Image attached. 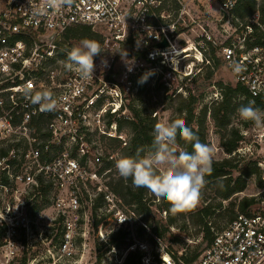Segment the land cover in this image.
Segmentation results:
<instances>
[{
    "label": "built area",
    "instance_id": "obj_1",
    "mask_svg": "<svg viewBox=\"0 0 264 264\" xmlns=\"http://www.w3.org/2000/svg\"><path fill=\"white\" fill-rule=\"evenodd\" d=\"M219 1L222 20L231 18L238 0H229L234 7H226V0ZM205 2L209 0H75L71 8L48 9L46 0H0V140L22 141L28 152L21 156L29 160L28 169L40 175L53 172L62 187L70 185V176L96 169L102 164L106 141L125 142L118 124L125 114L123 90L110 77L108 64H96L94 77L88 81L65 70L61 62L70 50L62 45L65 34L88 27L145 56L153 64L146 72L157 73L166 67L178 73L173 59L187 48L176 49L177 35L190 27L188 18L193 11L205 9ZM231 22L227 21L230 28L223 31L224 44L202 28L199 40L205 46L200 47L201 53L212 44L236 84L252 101L264 102V23L260 12L246 21H233L232 16ZM163 41L168 47L156 49ZM234 62L244 70L235 73ZM25 87L51 90L57 110L41 112L23 94ZM259 139L264 140V131ZM8 156L0 159L5 171L19 163L15 152ZM0 222L7 226L6 219ZM18 229L5 227L3 248L11 256ZM211 230V244L193 264H264V209L238 213L221 230ZM141 264L177 262L162 251L144 254Z\"/></svg>",
    "mask_w": 264,
    "mask_h": 264
},
{
    "label": "rangeland",
    "instance_id": "obj_2",
    "mask_svg": "<svg viewBox=\"0 0 264 264\" xmlns=\"http://www.w3.org/2000/svg\"><path fill=\"white\" fill-rule=\"evenodd\" d=\"M256 2L261 4L263 0ZM205 4V9L193 11L192 17L190 16L196 22L189 17L190 27L182 34H175L178 36L176 49L180 51L187 48L173 59V67L179 70L178 73L174 71L177 76L172 79L178 82L176 96L187 98L190 92L199 99L196 117L203 121L201 132L205 136V144L213 150V161L233 157L245 168L256 162L263 172L264 180V140L259 139L264 126L241 120L237 109L242 104L237 101L230 118V129H239L244 142L236 156H229L221 147L224 132L216 128L210 113L207 117L202 114L206 107L221 101L219 85L236 86V81L221 59L214 68L208 63L203 64L200 47L205 44L199 40L202 28L211 33L218 43H223V31L230 28L227 21L232 23V15L231 18L222 20L219 0H209ZM216 52L218 53V49ZM163 75L162 70L150 73L139 69L132 75L136 89L132 90L131 101L135 100L137 89L144 87L139 102L135 105L156 118L157 122L174 120L177 116L175 99L178 97L167 98L164 90L157 89V81ZM185 75L192 76L186 79ZM145 77L146 82L142 83L141 80ZM164 86L171 93L174 90L169 82ZM129 104L131 103L125 104V114L118 119L124 124L121 131L126 142L129 133L125 123L133 117L127 108ZM115 147L116 145L106 141L103 158L111 156L116 160L121 150ZM2 151H9V155L15 152L19 155V163H14L6 171L3 170L6 169L5 166H0V220L6 219L5 227L19 229L13 238L16 247L14 255L11 256L10 251L3 248L2 239L0 264H125L131 252L139 250L143 254H156L170 248L178 251L179 257L182 254L188 257L202 255L208 245L204 238V224L214 230L223 228L232 215L240 213L238 205L244 199L254 200L248 213L264 209V186L259 187L258 175L249 178L246 190L229 201H223L219 197V189H222L223 184L215 185L206 181L202 198L195 206L197 211L172 214L176 220L175 225L167 238L160 240L154 237L153 230L158 223L164 224L170 214H160L154 206L147 213L139 214L133 208L124 206L111 194L100 199L99 194L107 193L106 184L110 182V178L106 176L109 172L98 175L102 164L96 169L91 168L88 172L70 176V181L74 183L70 182V185L62 187L58 185L53 172L40 175L38 171L28 169L29 160H23L21 156L28 152L22 141L1 139L0 153ZM113 172L116 173L113 177H116V169ZM237 175L235 173L234 177ZM40 177L42 185L38 184ZM155 203L159 201L156 200ZM220 204L222 208L218 207ZM205 207H211L209 215L197 216V212ZM5 227L0 222V233L5 231ZM140 227L145 229L142 237L139 235ZM117 231L135 245L129 247L130 244L123 241L119 243V248L110 246V235Z\"/></svg>",
    "mask_w": 264,
    "mask_h": 264
},
{
    "label": "trees",
    "instance_id": "obj_3",
    "mask_svg": "<svg viewBox=\"0 0 264 264\" xmlns=\"http://www.w3.org/2000/svg\"><path fill=\"white\" fill-rule=\"evenodd\" d=\"M257 11L260 12L261 20L264 23V0L261 4H258L256 0H238L235 10L233 11V21L240 20L246 21L250 19ZM89 38L95 40L100 44L101 54L94 57V63L96 64H108L110 67V77L114 78L120 83L123 90V95L126 103H131L127 105V108L132 113V120L126 121L125 125L128 130L129 139L127 142H122L120 140L112 139L109 140L110 143L116 145L115 148L121 150V155H135L139 149H144V152L141 154H146L147 150L150 148L152 142V131L157 119L153 118L150 114L146 113L145 110L137 108L135 103L139 102V98L144 91V87H139L137 89V94L135 100L131 101L132 90L136 89L133 85V73L136 70L146 71L153 67V64L145 57L137 55L135 52L123 44L112 42L105 39L101 34L94 32L88 27H78L69 30L64 37L62 45L71 49V47L77 45L82 39ZM225 40V39H224ZM227 41H224L226 43ZM208 45V51L202 52L203 54V64L208 63L211 68L219 65L220 59L216 55V49L212 44ZM130 51L132 55H130ZM162 73L164 75L159 77L157 81V89L164 90L167 98H172L176 96L177 81H172L177 75L174 71L169 68L162 67ZM167 74V75H165ZM192 76V75H190ZM190 76L186 77L188 79ZM171 83L174 86L172 93L165 88L164 84ZM221 93V101L214 102L210 107H206L203 110V116L207 117L210 113V117L214 122L216 128L223 131L224 134L221 136V147L224 149L225 153L229 156L235 154L240 149V145L244 142V136L239 129H230V118L231 114L235 108V104L240 102V104L246 105L249 101H252L248 95V92L240 85L236 84L235 87H230L226 85H219ZM164 88V89H160ZM171 94V96H169ZM178 99H175L177 102L176 117L175 119H183L187 127H189L197 136L198 140L201 143H205V136L201 132L203 128V121L198 120L196 117V109L199 102V99L192 95L189 92L187 98H183L181 95L176 96ZM171 99V100H172ZM254 106L260 109H264V102L260 99L253 100ZM120 129L124 125L122 122L118 121ZM123 124V125H122ZM196 125V127H194ZM179 151H186L191 153L193 151L192 144L185 143L182 139L177 137V144L175 145ZM9 155V151L6 153L2 151L0 153V159L6 158ZM111 156L104 157L102 160V167L98 171V175L102 176L107 173V178H110V182L106 184L107 193H100V199H105L106 196L111 194L116 199H118L124 206L133 208L139 214H145L150 210V207L154 206L156 211L160 214L166 213L170 214V217L164 224L158 223L157 227L154 228L153 234L154 237L165 240L167 235L170 234L171 228L175 225L176 220L174 219L172 213L170 212V205L166 202L157 200L152 193L147 189H134L131 184V180L125 181L120 178L118 173L116 177H113L115 169V159H112ZM44 158H49L47 155H44ZM254 167H251V166ZM250 167L241 166L238 161L231 158L224 159L222 161H213L212 172L210 175H206L205 179L210 184H223L222 189H219V197L223 201H229L234 196L243 193L247 188V180L253 175L259 178V187L264 186L263 172L260 171V168L257 166V163L254 162ZM238 175L234 177V174ZM6 182V180H5ZM38 184L42 185L43 181L41 177L38 179ZM156 204V205H155ZM254 205V200L244 199L242 200L238 207L240 214H248V209ZM232 208L234 205L231 204ZM222 208L220 204L218 206ZM211 207H205L202 211L197 212V216H208ZM197 210L192 208L189 210L190 213L196 212ZM238 214V213H237ZM237 214H234L230 217L232 221ZM100 223V222H98ZM201 223V222H200ZM148 224V222H147ZM151 226V224H149ZM222 229V228H221ZM217 229V230H221ZM204 235L205 239L208 242L207 247L211 244L214 233L211 230V227L208 224H204ZM4 232L0 233V247L2 246V239ZM145 229L140 227L139 235L142 237L144 235ZM130 244L129 247L134 246L135 243H130V240H127L119 231L112 233L110 235L109 245L119 248V243L123 242ZM206 247V248H207ZM206 250V249H205ZM204 250V251H205ZM176 262L177 264H193L199 258V254L192 255L188 257L187 255L182 254L178 256V251L173 250L172 248L166 251ZM144 256L139 250L131 252L125 264H141V259Z\"/></svg>",
    "mask_w": 264,
    "mask_h": 264
},
{
    "label": "clouds",
    "instance_id": "obj_4",
    "mask_svg": "<svg viewBox=\"0 0 264 264\" xmlns=\"http://www.w3.org/2000/svg\"><path fill=\"white\" fill-rule=\"evenodd\" d=\"M74 2L46 0V7L71 8ZM226 7H234V4L226 0ZM101 53L98 42L84 38L67 51L66 60L61 63L65 70L88 81L94 77V57ZM231 67L235 73L244 70L241 64L235 62ZM141 82H146V77ZM23 94L31 104L38 105L41 112L57 110L58 102L51 90L33 91L31 87H25ZM237 113L241 120L264 126V110L255 107L254 101L242 104ZM178 136L185 143L192 144L191 153L178 150L175 146ZM142 152L144 149H139L135 155H121L115 160V169L120 178L125 181L130 179L134 189H147L157 201L168 203L173 215L186 213L199 203L206 185L205 177L212 172L213 150L198 140L183 119L155 123L150 148L146 154L142 155Z\"/></svg>",
    "mask_w": 264,
    "mask_h": 264
},
{
    "label": "water",
    "instance_id": "obj_5",
    "mask_svg": "<svg viewBox=\"0 0 264 264\" xmlns=\"http://www.w3.org/2000/svg\"><path fill=\"white\" fill-rule=\"evenodd\" d=\"M168 47V43L166 41H163L155 46L156 49H163Z\"/></svg>",
    "mask_w": 264,
    "mask_h": 264
},
{
    "label": "bare ground",
    "instance_id": "obj_6",
    "mask_svg": "<svg viewBox=\"0 0 264 264\" xmlns=\"http://www.w3.org/2000/svg\"><path fill=\"white\" fill-rule=\"evenodd\" d=\"M177 55L179 56V53Z\"/></svg>",
    "mask_w": 264,
    "mask_h": 264
}]
</instances>
